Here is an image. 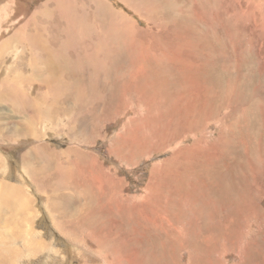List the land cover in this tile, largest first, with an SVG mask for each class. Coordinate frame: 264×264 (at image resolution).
Returning a JSON list of instances; mask_svg holds the SVG:
<instances>
[{
    "label": "rangeland",
    "instance_id": "1",
    "mask_svg": "<svg viewBox=\"0 0 264 264\" xmlns=\"http://www.w3.org/2000/svg\"><path fill=\"white\" fill-rule=\"evenodd\" d=\"M0 264H264V0H0Z\"/></svg>",
    "mask_w": 264,
    "mask_h": 264
}]
</instances>
